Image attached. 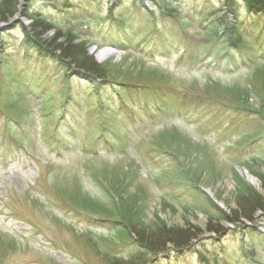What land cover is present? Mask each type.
I'll return each mask as SVG.
<instances>
[{"label":"rangeland","instance_id":"374dc122","mask_svg":"<svg viewBox=\"0 0 264 264\" xmlns=\"http://www.w3.org/2000/svg\"><path fill=\"white\" fill-rule=\"evenodd\" d=\"M233 1L239 30L251 25L262 40L260 0L253 16L242 0H16L12 17L0 13V264H264V62L221 61L213 42L223 27L209 25L233 21ZM52 3L40 47L59 57L83 46L105 82L88 84L25 44L37 32L28 12ZM132 22L139 47L100 60L106 36ZM154 41L171 52L152 57ZM249 188L260 203L246 201ZM243 215L255 234L236 229L250 226ZM209 238L213 256L185 251Z\"/></svg>","mask_w":264,"mask_h":264},{"label":"trees","instance_id":"16d2710c","mask_svg":"<svg viewBox=\"0 0 264 264\" xmlns=\"http://www.w3.org/2000/svg\"><path fill=\"white\" fill-rule=\"evenodd\" d=\"M239 2V1H238ZM242 2H244L247 5L246 8V12L250 15H254L256 14V10H258L257 8H255V5L253 3H256L253 0H242ZM240 3V2H239ZM258 3L263 4L264 0H260L258 1ZM232 5V8L229 10V12L233 15L234 20L230 21V19H228L227 16H223V18H219V19H215L214 21H210L209 25L211 29L213 28H219L220 26L223 27L221 32H218L216 35V38L214 39L213 44L218 46L221 50H223L222 55H220L221 53H218L219 56L221 57V61L222 60H226L228 63L229 61L237 67V65H235V61L232 60L231 55L233 54H237V58L241 59L242 64H250L253 62V56H258L257 58H260L261 61L264 62V36L263 39L261 40V36L262 33H259L257 36L252 32L251 29V25H248L245 27L244 30L240 31L239 30V26L236 22L237 20V12H236V8L234 7L235 4H237L236 2H228V5ZM57 6L56 3H52L49 7H46V11H42L40 13H32L31 11L30 14L28 12V17H30V19H32L34 21L35 24V28H36V33L33 37H30L27 33L25 34V44H29L30 48L37 53L38 55V59L39 60H43V62H46V60H51L52 62H56L58 64V66L60 68H62V70H66V72H73L72 74L75 75L77 78L81 79L82 81H85L86 83H93L95 84V81H99L100 83L105 82V76H104V70L99 67L94 59L92 57H89L87 52H85V49L83 48V46H78V45H73V44H69V46L66 47H61V51H60V56L58 57L56 56H52L50 54H52V52H47L46 49H42L40 46L41 42L43 41V39L41 38V33L42 31H45L47 29H53L55 26V19L54 17L47 15L49 14V12L55 8ZM158 7V6H157ZM71 7L66 8V10H62L63 13H65L66 15L71 16L72 17V12L70 11ZM54 10V9H53ZM56 12H60V10H55ZM16 12V0H2V3L0 5V13L3 15H8V16H13ZM45 12V13H44ZM47 12V13H46ZM174 19L175 17L172 16ZM168 18V17H167ZM135 19V18H134ZM135 21V20H134ZM136 23L138 21H135ZM135 22H132L133 24L130 25V27L128 29L125 28H121L119 31L116 32H111L110 37L105 38V44L109 45L113 48L119 49V50H129L132 48H138L139 47V43L141 42H134L135 40V36L140 34V24L139 26L135 25ZM179 23V22H178ZM180 24V23H179ZM139 27V29H137ZM172 29V28H169ZM178 29V33L179 36L180 34L183 33V35L187 34L186 30H185V26L183 25H178L177 27ZM39 30V31H38ZM173 30V29H172ZM164 33L165 30L163 28L159 29L158 27H156V31L155 34L158 33ZM142 34V33H141ZM178 36V37H179ZM142 38V36L138 37V40H140ZM156 40V38H155ZM260 40V44H258ZM242 41H246L248 42V46L245 47L248 50H244V48L239 44ZM39 42L38 45H36ZM74 42V41H72ZM156 43H159L157 41H154V47L153 49H149L150 51H148V54L151 56H155V55H159V56H167L171 50L169 47L167 46H162V47H157ZM36 47V48H34ZM260 52V53H258ZM219 57V59H220ZM224 65L219 64L217 69H222L225 70ZM229 70V69H226ZM71 77V75L69 76V78ZM94 89V87H92ZM117 89H113L111 92H115L118 94L119 100L122 101L123 100V96H122V90H120V93ZM98 94L94 93V96H99L100 98L102 97V88L97 89ZM70 98H74L73 96H70ZM129 103H136V100H138L139 98H137L136 96H131L129 97ZM67 99V104L70 103V100L68 98V95H66L65 99ZM65 103V102H64ZM140 106H143L142 104V100H140ZM159 109V108H158ZM160 110V109H159ZM67 109L63 110L62 112H66ZM68 114V111L66 112ZM65 116L62 119V123L63 124H68V127H70L71 123L70 122H65ZM264 183V182H263ZM263 188H264V184H263ZM257 195L256 192L252 189H247L246 190V195L244 198H246V201H256L257 202H261V200L257 197L254 196ZM257 198V199H256ZM213 208H215L218 212H220V220L222 221H227V222H231V220L228 218V215L225 212H221L220 210H218V207H216V205H213ZM260 208V207H259ZM245 218H247L249 221L251 220L254 223V220H252V216H248V215H243ZM238 219H236L234 222H237ZM250 221V222H251ZM251 222V223H252ZM250 223V224H251ZM251 224L250 226H247L246 224H240L236 227V229H240V230H245L244 232H249V233H253L255 232L254 230V224ZM237 224V223H236ZM250 230V231H248ZM237 232V231H236ZM243 232V233H244ZM255 234V233H253ZM215 239V238H214ZM212 238H209L208 240H204L205 243L203 244V242L198 241L196 242V245H192V246H186L189 249H185V251H193L194 248H198L199 245H201L202 247L205 248V255L207 256V254H209V256H213V252L210 251L209 249V245L211 243V240H214ZM172 243L175 244L176 243H181L180 245H182L181 241H171L168 240L166 241V243ZM262 243V242H261ZM262 245V244H261ZM179 247V246H178ZM186 247H182V248H186ZM192 247V248H190ZM179 248V249H182ZM263 248V252H264V245H262ZM206 249H208L209 251H206ZM212 250V249H211ZM180 252V251H179ZM181 253V252H180ZM205 256V257H206ZM254 263V262H253ZM250 264V263H248ZM255 264H260L255 262Z\"/></svg>","mask_w":264,"mask_h":264},{"label":"bare ground","instance_id":"6f19581e","mask_svg":"<svg viewBox=\"0 0 264 264\" xmlns=\"http://www.w3.org/2000/svg\"><path fill=\"white\" fill-rule=\"evenodd\" d=\"M109 54H111L109 51H102L98 54V58L100 60H103L105 57H107Z\"/></svg>","mask_w":264,"mask_h":264}]
</instances>
